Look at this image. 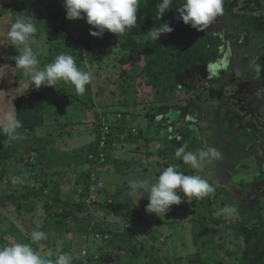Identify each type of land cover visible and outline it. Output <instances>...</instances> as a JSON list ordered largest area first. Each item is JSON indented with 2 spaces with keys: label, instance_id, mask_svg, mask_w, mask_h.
Returning <instances> with one entry per match:
<instances>
[{
  "label": "rangeland",
  "instance_id": "1",
  "mask_svg": "<svg viewBox=\"0 0 264 264\" xmlns=\"http://www.w3.org/2000/svg\"><path fill=\"white\" fill-rule=\"evenodd\" d=\"M33 1L36 2L38 0ZM33 1L26 0L25 3L28 4V6L18 10L10 3V0H0V16L6 14L3 19H0V39L7 38L9 25L15 22L17 18H27V16L30 15L29 13L32 14L36 12L33 13L36 17L33 23L37 27V33L35 35L37 43L32 46L34 50L37 51H39L38 45L46 46V52H41L38 56L40 64L42 63L39 67L42 68L45 65L43 64L45 61H53L54 58L62 52L72 54L76 59L82 51L85 58L79 63L76 62V64L81 70H91L93 73V78L90 84L86 86V91L83 95H77L74 87L71 84L65 83H61L62 85L57 86V89L54 87L49 88L53 89L50 95L43 93L42 88L36 89V91L39 90L37 93H41L45 96V102H47L48 99L53 100L51 106L44 107L43 119H45L46 122H52L54 117L50 116L51 113H55V116L56 113H59L60 117L65 114L69 119L70 125L76 123V121H82L83 119L81 118L84 117L81 110L83 108L82 104L86 103V105L91 106L89 110V112L92 113L91 117L96 119L98 116L99 120H103V122L106 123H110L108 119L111 121L115 120L118 114H125L127 117L122 124L125 126V129H130L129 132L133 135L132 139L134 136H137V130L135 129V125H131L130 123L127 125V121L129 118L134 117L135 120L138 119L137 127L145 131L147 136L154 134L155 137L157 136L156 140L158 142L160 139H166L171 142L172 145L170 146V150H164L168 155V160L164 164L166 166L178 167L177 164H172V162H170V156L174 155V157H176L175 152L177 148L181 146H186V150L197 153L206 152L209 148H213L218 153L217 156H209L201 160L199 162L200 168H194L195 172L190 173L186 171L187 174L198 173L194 175H199L209 181L212 179V183L209 182V184L215 188L214 192L209 195L208 199L203 198V200L196 199L195 197L189 199L181 192L182 202L178 205L170 206V210L165 215L146 211L148 200L145 194L143 201L134 197V208L131 209V214L128 215L130 218V221H128V219L126 220L127 214H124V209H122L121 215H119L120 208L116 207V204H112L111 210L107 208L109 204H103L102 197L106 192H102L99 195V189L102 187L98 189L95 186L93 188V193L95 195L94 197L91 196L92 198H89L88 201L85 200L87 206H85V212L83 213L85 214L89 211L96 217L95 227L93 230H90L88 235V243L92 246L90 249L96 254L97 251L101 249L102 252L98 251V255L101 256L100 261L102 259L108 260L109 263L107 264H110L115 260L114 250L111 248H117L119 246V237L113 236L112 232H102L104 229L106 231L107 228L112 230L115 225L113 217L110 218L106 213V209H108L115 214L118 212L117 214L120 217L125 216V221L121 220L122 230L124 226L128 227L131 225V227H128L130 231L127 229L130 236H128L127 233L125 234V237H127L126 245H130L127 249H121L120 251L125 252L126 250L134 259H137L139 264H242L241 254L244 248V236L239 233L238 229L244 226L250 228L255 224L254 222L259 220L258 218H260V221H264V187L259 186V191H254L257 201H251V204L249 201H246L245 198L239 197L237 195L238 191L236 189L233 190V187H230V194H226L220 188L219 184H230V181H233L235 184L236 180H234V177L231 178V175L233 176L236 170L241 169V164L249 166L252 163L246 161V157H244L245 160L242 162V160L239 161L238 158H230V155L228 156L227 154H225V157L220 156L221 151L218 150L225 149V145L222 143L225 144L230 140V132L234 134H249V132L255 131L263 134L261 126L264 125V100L262 98L264 92L261 93V90L264 91V88L262 87V89H260V93H256L258 89H255V84L257 83V85L264 86V52L263 56H261V52L256 55L253 53L255 48L249 51V49H252V45L249 46L248 43L250 36L243 37L244 35H240L239 42L242 43V45H240L241 47H238V52H234L236 45L233 43L229 46L232 36L222 33L227 27L223 22L224 14H222L207 27L208 31L214 34L210 43V48L215 57L214 63L212 64H217L224 60H228L227 64H229L231 60L232 66L229 69L227 67H222L217 71L216 75H211L208 67L197 65L188 73L190 79L196 78L198 80L201 78V81L198 80V83H196L197 89L181 87L179 92L181 99H177L173 94L164 95L162 98H165L167 101L161 103L157 101L155 103L149 102L153 99L151 97H146L148 94L146 92L143 96L146 97L148 102L142 103L140 102V96L138 97L137 95L136 81H138L139 77L142 75L141 72L144 70V66L140 60L137 61L131 56L129 58V54L121 51L118 42L114 38V34L105 30L104 33H108L107 35L105 34V37L108 39H103L102 44L95 46L100 37L93 36L94 38L91 43L85 42L80 50L76 43H74V40L68 37V31L73 33L74 39H79L83 43L86 40L85 33L88 31L90 32V29L92 31H97V29L89 25L83 18L73 20L67 19L63 0H45L40 4L33 3ZM34 4H36V6ZM261 4H264V0L261 1ZM32 6L31 12L30 7ZM256 12L262 14L264 13V8H257ZM242 32L243 31H240L241 34ZM234 36L237 37L238 35ZM246 38H249V40H243ZM107 41L109 44H107ZM5 46V52H0V100L6 97H10L11 99L6 105L0 104V117L11 109L12 104L16 110L14 115L18 114L19 111L17 108L19 105L14 101L16 99L13 98L18 97V93H23V97L27 95L28 91L31 92V90H35L30 88L31 86L34 87L30 77L26 76L15 66V55L18 54L16 50L11 47L9 50L7 43H5ZM90 47L93 48L92 51H94L95 54H103L104 57L101 56L99 61L91 63V57L89 55L92 51ZM229 47H231L233 52L229 50ZM105 53H107V55H105ZM123 58L126 60L122 61ZM244 75L250 76L254 81L250 82L249 80L244 88L237 87L235 81L242 83ZM224 76L226 79L222 81ZM210 78H214L219 82L213 85L209 82ZM221 83L225 84V93L222 102L216 100L213 96L210 97L208 93L204 94V91L207 90L210 85L218 86ZM153 88L155 89V87ZM246 100L251 101L252 105L247 106ZM258 107L261 109H258ZM244 108H249V113L243 114L245 111ZM257 110H259V115L257 114ZM175 111L178 112V115L173 113L174 115L171 117V113ZM151 114H156L158 117L152 120ZM227 114L229 115L227 119L228 123H226ZM86 117H88L87 114ZM163 117H170V119L167 118L164 120ZM2 122V119H0V123ZM165 123H167L168 127L164 128L162 125ZM255 123L259 125H255ZM147 128H150L151 131L147 130ZM25 132L33 137L39 138L37 134L39 132L35 130H25ZM125 133V140H121L123 143H118L120 144L118 146L119 152L128 151L131 144L128 142L130 136L127 132ZM257 133L252 137H257L259 134ZM262 138H264V136H262ZM261 142L264 143L263 140ZM11 144L12 142L10 140L3 141L1 145L3 148L2 150L4 151L5 146L9 147ZM30 144L31 142H26L24 140L21 145H18L20 146V151L16 152L14 157L10 159V162L13 163L16 157H21V154L24 153V151L26 152L25 149L31 154V147L27 148ZM151 146H153V144H151ZM187 146H189L190 149H188ZM195 146H197V151L192 149ZM245 151L250 153L248 149ZM26 154L27 153H24V156ZM10 155L12 154L3 155L0 153V190L3 185H12L6 184V179L10 177V174H8L3 167V163L5 164V160H7ZM223 157L224 159H222ZM122 161L123 160H121V162ZM24 162H27V159H25ZM92 162L95 163V166L98 165L97 161ZM205 166L208 169H205ZM23 168L26 167L24 166ZM23 168H21L20 173L27 171ZM247 171L255 173L260 171V166L256 165V168L252 171L250 169ZM201 172H203V174H200ZM139 176L141 177V175ZM39 177L42 180L44 179L42 176ZM135 177H138L137 172ZM143 178L144 176L142 175L141 179ZM90 181L96 184L98 180L93 179L91 176ZM29 185L30 184L17 185L16 192L9 196L13 201V204H11L13 208H19L21 206L18 207V205L21 204V200L19 199L20 190H26L29 188ZM45 185L46 184H39L41 188ZM127 186L129 187V184H127L126 187ZM129 193L133 194L130 188L128 189V194ZM13 199L19 202V204H16ZM78 202L84 201L81 199ZM81 207L84 206L81 205ZM226 207L235 208V213H223L222 209ZM194 208H196V213L204 212L205 216L196 217L193 215ZM199 208L204 210L200 211ZM217 213L220 214L218 215ZM174 216L178 220L173 221L172 217ZM183 216L185 220L181 221L180 218ZM193 216H195V219H192ZM210 217H214L218 225L211 223ZM141 218H145L150 223L155 219L158 223H151L144 228L146 222L144 224L141 223ZM20 221L24 224L25 219L21 220L20 218ZM11 227V231L13 230L14 232V226ZM132 228H134V230ZM149 228H157L154 232L155 238H150L151 240H149L151 245L154 244L152 245L154 246L153 248L148 245L149 243H145L147 233L144 229L147 231ZM3 233V238H0V246L11 245L18 242H28L31 236V234H27L25 238H13V234H9L8 236V231L4 230ZM160 233L169 236V239L164 237L162 244L160 241H157ZM113 237L115 239H113ZM262 238L264 237H257V242L254 246L255 257L253 258V262H251L252 264H257L256 262H259L258 257L261 255L264 261V239ZM260 239L263 240L261 243ZM33 247L36 249L35 244ZM260 247L261 250L263 248L262 251H258ZM37 251L41 255L44 254L40 250ZM117 251L118 249L116 253ZM59 254L58 252L48 255L51 256V258H56ZM81 257L85 258V255H81ZM81 257H78V260H82L81 264H86L85 259L83 260Z\"/></svg>",
  "mask_w": 264,
  "mask_h": 264
},
{
  "label": "crops",
  "instance_id": "2",
  "mask_svg": "<svg viewBox=\"0 0 264 264\" xmlns=\"http://www.w3.org/2000/svg\"><path fill=\"white\" fill-rule=\"evenodd\" d=\"M25 1L26 0H10V3L18 10H21V8L28 6ZM43 1L45 0L33 1V3L40 4ZM36 4L34 5L36 6ZM32 8L33 6L30 7L31 12ZM33 13L32 15L34 16L31 18H34V21L36 17ZM4 15L0 16V19H3L5 17ZM5 43H7L9 50L10 47L15 50L14 46L8 45V38H1L0 52H5ZM30 88H33V86ZM40 88L43 89V93L49 95L52 92L51 90H53L49 89L52 87L46 86H41ZM37 92H39V90L36 91V89L34 91L31 90V92L28 91L27 95L23 97V93H18L19 96L14 98L16 99L14 101L19 105L17 108L19 112L15 114V117L21 121L23 132L19 133V138L14 139L11 146L18 152L20 151V146L18 145H21L24 140L26 142H31L30 146L27 147H31V154L24 148L26 150L24 153H27L25 156L24 153H22L21 157H16L13 163L10 162L11 158L9 157L5 160V164L3 163L5 171L10 174V177L6 179V184L12 185H3L0 190V234L2 233L0 238H3L4 230L8 231V236L9 234H13V238H25L27 234H31L33 231H42L47 234V238L38 242L35 246L36 250L42 251V253H44L42 255L45 257H48L50 253H70L73 257L72 264H81L82 260H78V257H81V255H85V258H81L83 260L85 259L86 264L109 263L108 260L104 259L100 261L101 256L98 255V251L102 252L101 249L98 250L96 254L90 249L92 246L88 243V235L90 230H93L95 227L96 217L89 211L85 214L83 213L85 212V206H87L85 200L88 201L89 198L94 197L95 194L93 193L92 185L90 186L92 191L86 192L89 195L85 193L84 181L86 176H90V179L92 176L93 179H97L102 184L104 183L106 193L102 197V202L106 203V200L110 199L116 204V207L120 208V212H116V214L106 209L108 216L110 218L113 217L115 225L112 230L107 228L106 231L105 229L102 231L104 233L112 232L113 236L119 237V246L117 248H111L114 250L115 260L110 264H139L137 259H134L126 250L125 252L120 251L121 249H127L130 245H126L127 237H125V234L128 232L127 229H129L128 227H131V225L128 224V227L124 226L122 230L121 220L125 221V216L120 217L119 215H121V211L124 209V214H127L126 220L128 219V221H130L128 215L131 214V209L134 208V197H137L140 201L144 200V196L140 197V193L138 192L133 191V194H128V189L130 187H126V185L129 184L130 180H134L136 172L138 177H135V180L141 179L143 175L144 180L154 181L159 173L164 168L168 167L164 165L168 160V155L164 150L169 151L172 143L166 139H160L158 142L156 140L157 136L155 137L154 134L147 136L145 131L137 127L138 119L135 120L134 117L129 118L127 121V125L130 123L138 128L137 136H134L132 139L133 135L130 134V129H125V126L122 124L125 122L127 116L124 118L125 120L123 119L124 121H121L119 119L120 117L117 115L115 120H107L110 122L108 124L111 125L110 127L112 128L109 159L105 162L97 161L98 165L95 166V163L89 159L88 155L98 152L97 137L101 125L97 127L94 122L85 123L86 121L84 120L89 117L92 118V113L88 114V117H86L85 113H82L84 117L81 119L83 120L76 121V123H72V125L69 124V119L65 114L60 117L59 113H56V116L55 113H51L50 116L54 117L52 122H46L45 119H43L44 107L51 106L53 100L48 99L47 102H45V96ZM10 99V97L3 98L0 100V104L6 105ZM228 116L227 114L226 123H228ZM31 129L39 132L37 133L39 138L33 137L25 132V130ZM147 130L151 131L150 128H147ZM124 131L127 133L129 132L128 135L130 137L128 142L131 144L128 151L119 152L118 146L120 144L118 143L122 142L120 136L126 134ZM237 135L238 134L233 133V138L230 143L232 144V148L230 149L231 153H229V155L230 158H238L239 161L242 160L243 162L245 160L244 157L247 156V151H245L242 144L238 145L239 137H237ZM35 144L38 147L33 149L32 146ZM151 144H153V146H151ZM187 147L190 149L189 146ZM192 149L197 151V146ZM220 156L225 157V154H220ZM224 157L222 159H224ZM25 159H27V162H24ZM170 159L172 164L178 165V167H176L178 171L185 174H187L186 171L190 173L195 172V169H191V166L185 164L182 159L176 158L174 155H171ZM121 160L123 161L121 162ZM24 166L26 168H23ZM21 168L27 171L20 173ZM198 168H200V166ZM205 169L208 168L205 166ZM203 172L200 174H203ZM190 173L188 174H198ZM139 175H141V177ZM39 176H42L44 179H40ZM207 181L212 183V179ZM20 184L30 185L26 190H20L19 198L22 200V205L19 208H13L11 206L13 201L9 196L16 192V187ZM39 184L46 185L41 188ZM89 184L93 183L90 181ZM81 199H83L84 202H78ZM55 200H58V202H55ZM75 204H80V207L81 205L84 207L76 208ZM199 209L200 211L204 210L201 208ZM62 212H65L66 216L58 215ZM194 215L196 217H203L205 213H196V208H194ZM20 218L21 220L25 219L24 224L20 221ZM140 220L143 224L146 222L144 228L151 223H158L155 219V222L152 221L151 223L145 218H141ZM172 220L178 219L174 216ZM180 220H185V217L183 216ZM11 226H14V232L13 230L11 231ZM132 229L134 230V228ZM144 230L147 233L145 243H149L148 245L153 248L154 246L152 245L154 244L151 245L149 240H151L150 238H155L154 232L157 228H149L147 231L146 229ZM164 237L169 239V236L160 233L157 241H160L162 244ZM262 237H264V234ZM113 239L115 238L113 237ZM262 241L263 240L260 239V243ZM117 249L118 251L116 253ZM259 249V251L263 250V248L261 250V247Z\"/></svg>",
  "mask_w": 264,
  "mask_h": 264
},
{
  "label": "clouds",
  "instance_id": "3",
  "mask_svg": "<svg viewBox=\"0 0 264 264\" xmlns=\"http://www.w3.org/2000/svg\"><path fill=\"white\" fill-rule=\"evenodd\" d=\"M63 6L67 19L83 18L89 25L97 29V31L90 29L91 35L101 37L107 30L117 37H123L137 26L140 0H63ZM169 9H172V0H161L157 5V20H160ZM176 10L184 24L202 31L223 14L224 7L223 0H184ZM172 31L173 29L167 22L161 23L148 30L146 41H159L162 35ZM36 33V25L24 17L17 18L8 28V44L14 46L18 53L15 55L16 68L30 77L35 89H39L41 86L57 89L58 84L65 83L71 84L77 95H83L86 86L93 78L92 71L81 70L76 64L75 57L63 52L58 54L52 62L42 68L39 67L38 56L41 52H46V46L38 45L39 51L34 50L32 45L37 43ZM222 67H227L226 60L208 65L211 75H216ZM15 111L12 104L11 109L0 117L3 121L0 123V132L10 139H18L17 130L22 127L21 121L14 115ZM175 155L192 168H198L201 160L205 157L217 156L218 153L213 148L197 153L186 150V146H181L177 148ZM129 187L132 191L140 193V197L146 194L147 212L161 215H165L170 210V206L182 202L181 192L189 199L192 197L202 199L215 190L206 179L199 175L180 172L175 166L164 168L154 181L130 180ZM235 211L236 209L233 207L222 209V212L227 214H233ZM46 238L45 232L33 231L28 242L0 246V264H72L73 257L70 253H61L52 259L51 256L41 255L33 247L34 244Z\"/></svg>",
  "mask_w": 264,
  "mask_h": 264
},
{
  "label": "trees",
  "instance_id": "4",
  "mask_svg": "<svg viewBox=\"0 0 264 264\" xmlns=\"http://www.w3.org/2000/svg\"><path fill=\"white\" fill-rule=\"evenodd\" d=\"M261 1L262 0H223L224 17L228 19L227 21L233 25V28L235 30L238 31L237 39L240 38V35H244L243 37H247L250 35V37L256 38L264 33V13L258 14L256 12L257 8H264V4H261ZM160 2L161 0H140V7L137 13V26L128 31V33L123 37H117L114 34V38L118 42L121 51L129 54V58L131 56L137 61L140 60V62L144 66V70H142L141 72L142 75L139 77V80L136 81L137 95L138 97L140 96V102L142 103L148 102V100H146V97H151L153 99L149 101L151 103H155L156 101L161 103L167 101L165 98H162L164 95L172 94L173 96L177 97V99H181V96L179 95L180 88L186 87L189 89H195L197 87L196 83H198V80L201 79H190L188 77L187 71L195 67L196 65L207 66L211 64V59L213 58V54L211 53L210 48V39L212 37V33L208 31L207 28L203 29L202 31H198L197 29L192 28L190 25L184 24L179 18V12L176 10V8H179L183 4L184 0H172V9L166 11L165 15L160 20H157V5ZM29 14L30 15L27 16V19L33 22L34 18L31 17L34 15H32L31 13ZM164 22H167L173 29V31L171 33L162 35L159 41H146L148 30L150 28H154L155 26H159V24ZM240 31H243L242 34L240 33ZM67 34L69 35L68 37H70V39L74 40V43H76L77 47L80 50L81 46L85 44V42L90 44L92 39L94 38L93 35H91L88 31L85 33L86 40L82 43L81 40L73 38L74 35L71 31H68ZM105 34L107 35L108 33L105 32L98 39L95 46L102 44L103 39L106 38ZM236 41H239V39ZM107 44H109L108 41ZM91 47L90 50L92 51L93 48ZM105 55H107V53H105ZM89 56L91 57V63L99 61L101 56L104 57L103 54H95L94 51H92ZM84 58L85 56L81 51L79 57L75 60L77 63H79ZM124 60L126 59L123 58L122 61ZM50 62L52 61H45L43 63L46 65ZM222 81H224V79ZM209 82L214 85L219 81L215 80L214 78H210ZM61 85L62 84H58L57 86ZM153 87H155V89ZM224 88L225 84L223 83L219 84L218 86L210 85L208 89L204 91V94L208 93L210 97L213 96L216 100H220V102H222L225 93ZM146 92L148 94L145 97L143 95ZM82 105V112L87 115L90 114L89 110L91 109V106L86 105V103H83ZM173 113H176L178 115V112L175 111L171 113V117H173ZM150 116L152 120L153 118L155 119L156 117H158L156 116V114H151ZM125 117L126 115L122 114L120 115L119 119L123 121ZM167 118L170 119V117H163L164 120H166ZM84 120L86 121L85 123L94 122L97 127H100V125L102 124H108L106 122H103V120H99L98 116L96 119L89 117L88 119ZM162 126L164 128L168 127L167 123ZM22 127L17 130L18 133L23 132ZM135 129L137 130L138 128L136 127ZM230 134V140L225 143V150H227V152L224 154H229L228 152L232 148V144L230 143L233 133L230 132ZM111 136L112 135L108 136V144L106 145V147L102 148V150H104L106 153L104 156L105 161L109 159L110 155L109 152L112 142ZM8 139L11 142H14V139H10L7 135L0 132V153H2L3 155L12 154L10 155V158H12L16 153V150H14L15 148H13L11 145L9 147L5 146V150L3 151V148L1 146L2 142L7 141ZM32 147L33 149H35L38 146L35 144ZM89 180L90 176H86V179L84 181L85 193L88 191H92L94 186H96L98 189L102 187L99 189V195L102 192H106L104 183L102 184L100 181H97L96 184H89ZM255 181H257V179ZM259 183L260 182L258 181L256 185ZM91 185H93L92 189L90 188ZM106 201L107 202H103V204H109V207L107 208L111 210L113 202L111 200ZM14 202L16 201L14 200ZM55 202H58V200H55ZM16 204H19V202H16ZM20 205L22 204H19L18 207ZM75 207L82 208L80 207V204H75ZM58 215L66 216V213L62 212ZM192 219H195V216H193ZM209 219L211 223L218 225V222L214 219V217H210ZM238 231L244 236V248L242 250L243 253L241 254L242 264H252L251 262H253V258L255 257L254 246L257 242V237L264 234V221L259 220L258 224L255 223L250 228L246 226L241 227L238 229ZM127 233L128 236H130V233ZM258 259L259 262H256L255 260L257 264H264L263 258L261 256H259Z\"/></svg>",
  "mask_w": 264,
  "mask_h": 264
},
{
  "label": "water",
  "instance_id": "5",
  "mask_svg": "<svg viewBox=\"0 0 264 264\" xmlns=\"http://www.w3.org/2000/svg\"><path fill=\"white\" fill-rule=\"evenodd\" d=\"M233 43L236 45V47L234 48L235 51L238 52V47H241L240 45H242V44L239 41H235ZM248 43H249V46L252 45V49L255 48V51L253 52V53H255V55L261 52V56H263V52H264V50H263L264 49V33L261 34L259 37L253 38L252 41H250V42L248 41ZM248 71H249V69H248ZM249 80H250V82L254 81L250 76L244 75L243 81L241 80L242 83H238V82L235 81V84H236L237 87L244 88L248 84ZM262 87L264 88V86L257 85V83H256L255 84V88H258V92H256V93H260V89H262ZM263 92L264 91L261 90V93H263ZM262 98L264 100V94L262 95ZM258 109H261V108L258 107ZM257 114L259 115V110H257ZM255 125H259V124L255 123ZM261 131H263V134H261L259 132H258L259 133L258 134L255 131L249 132V135H250V137L252 138V140L254 142V146H255L254 149L255 150L251 151L250 153H247L246 161H250L252 164L249 165V166H245V165L241 164V166H242L241 169L236 170L235 174L233 176L231 175V178L234 177V180H236L235 184H234L233 181H230V184H219L220 188L226 194H230V191H231L230 187H233V190L236 189L238 191L237 195L239 197L245 198L246 201H249L250 204H251V201H257L255 192L259 191V186L264 187V180H263L264 179V170H263V167H264V143L261 142L262 140L264 141V138H262V136H264V125L261 126ZM255 133L258 134L257 137H252ZM258 142H261V143H258ZM240 143H241V141H240ZM241 148H243V147H241ZM256 165L260 166V171H257L255 173L254 172L251 173V172L247 171L249 169L252 171L254 168H256ZM256 179H257V181H255ZM258 181L260 183L256 185V183ZM228 183H229V181H228ZM209 195L204 197V198L207 199L209 197ZM257 196H258V193H257ZM248 207H250V206H248ZM258 219L260 220V218H258ZM258 221L254 222V223L258 224Z\"/></svg>",
  "mask_w": 264,
  "mask_h": 264
},
{
  "label": "flooded vegetation",
  "instance_id": "6",
  "mask_svg": "<svg viewBox=\"0 0 264 264\" xmlns=\"http://www.w3.org/2000/svg\"><path fill=\"white\" fill-rule=\"evenodd\" d=\"M228 19H226L225 17L223 18V22H224V24L227 26L226 27V29L222 32L223 34H230L231 36H232V39H231V42L229 43V46L233 43V42H235L236 40H238V39H240V38H238L237 39V37H235L234 35H238V31L237 30H235L234 28H233V25L231 24V23H229L228 21H227ZM235 31H236V33H235ZM211 32V31H210ZM212 33V37H211V39H210V43H211V41H212V38H213V36H214V34H213V32H211ZM234 34V35H233ZM250 36V35H249ZM243 40H249V38H246V39H243ZM253 40V38L252 37H250V40H249V42L250 41H252ZM242 44V43H241ZM229 50L231 51V52H233L232 51V49H231V47H229ZM250 50H253V49H249V51ZM236 52V51H235ZM211 53L213 54V52H212V50H211ZM212 61H211V64L212 63H214V60H215V57L213 56V58L211 59ZM227 62H228V60H227ZM231 60L229 61V64H227V68L229 69L232 65H231ZM197 66V65H196ZM195 66V67H196ZM204 67V66H203ZM208 67V65L206 66V68ZM194 68V67H193ZM190 71H192V68L190 69V70H188L187 72L189 73ZM187 73V74H188ZM196 79V78H195ZM226 78H225V76H224V80H225ZM256 90L258 89V88H255ZM246 104H247V106H251L252 105V103H251V101H247L246 100ZM246 106V107H247ZM245 109V108H244ZM247 113H249V108H246L245 109V111L243 112V114H247ZM250 114H252V113H250ZM237 137H239V141H238V144H242V146L244 147V149L246 150V149H248V150H250V152L251 151H253V150H255L254 148H255V146H254V143H253V140H252V138L250 137V135L249 134H243V133H239L238 135H237ZM240 141H241V143H240ZM223 145H225L224 143H222ZM218 151H221L220 152V154H223V153H226L227 152V150H225V149H220V150H218ZM228 153H231V150L228 152ZM228 156H229V154H227ZM227 156V157H228Z\"/></svg>",
  "mask_w": 264,
  "mask_h": 264
},
{
  "label": "built area",
  "instance_id": "7",
  "mask_svg": "<svg viewBox=\"0 0 264 264\" xmlns=\"http://www.w3.org/2000/svg\"><path fill=\"white\" fill-rule=\"evenodd\" d=\"M118 117L120 115L118 114ZM135 130V129H133ZM134 132V131H133ZM112 135V128L110 127L109 124H102L99 132H98V137H97V142H98V152L96 154H89L88 157L91 161H98V162H104L105 161V151L102 150V148L106 147L107 145V139L108 136ZM121 140H125L126 134H122L120 136Z\"/></svg>",
  "mask_w": 264,
  "mask_h": 264
}]
</instances>
